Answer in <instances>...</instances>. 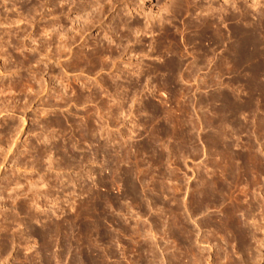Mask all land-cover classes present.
I'll return each instance as SVG.
<instances>
[{
    "label": "rangeland",
    "instance_id": "rangeland-1",
    "mask_svg": "<svg viewBox=\"0 0 264 264\" xmlns=\"http://www.w3.org/2000/svg\"><path fill=\"white\" fill-rule=\"evenodd\" d=\"M179 260L264 264V0H0V264Z\"/></svg>",
    "mask_w": 264,
    "mask_h": 264
},
{
    "label": "bare ground",
    "instance_id": "bare-ground-1",
    "mask_svg": "<svg viewBox=\"0 0 264 264\" xmlns=\"http://www.w3.org/2000/svg\"><path fill=\"white\" fill-rule=\"evenodd\" d=\"M171 4V3H170ZM167 5H168V3H167ZM226 5V4H225ZM149 8V7H148ZM225 8V7H224ZM223 8V9H224ZM160 9V8H159ZM159 14V13H158ZM160 17V16H159ZM244 34V33H243ZM64 36V35H63ZM48 38V37H47ZM62 39V38H61ZM61 43V42H60ZM63 43V42H62ZM59 44V43H58ZM45 47V46H44ZM56 47H58V45L56 46ZM69 49V48H68ZM243 51V50H242ZM84 55V54H83ZM255 105V104H254ZM252 107V106H251ZM233 119V118H232ZM232 119H231V121H232ZM235 121V120H234ZM235 123V122H234ZM231 171V170H230ZM239 171V170H238ZM243 172V171H242ZM239 173V172H238ZM237 172H236V170H234V172H233V174H232V178H231V183H232V186H233V188H235V184H236V182H237ZM262 174V173H261ZM260 174V175H261ZM254 176V175H253ZM258 179V178H257ZM245 180V179H244ZM35 185V184H34ZM30 187V186H29ZM33 187V186H32ZM37 192V191H36ZM231 192H232V190H231ZM234 192V191H233ZM232 192V193H233ZM235 193V192H234ZM232 194L233 196V200L231 199V203H232V205H231V224H230V226H231V229L233 230V231H236V230H238L239 229V226H238V220H237V211H238V209H239V204H238V202L236 201V197H237V195H236V197H235V194ZM238 198V197H237ZM237 200H239V199H237ZM242 200V199H241ZM248 207V206H247ZM252 209V208H251ZM241 210V209H240ZM250 210V209H249ZM239 212V211H238ZM243 215H244V213H243ZM225 221V220H224ZM167 225V224H166ZM242 227V226H241ZM242 232H245L246 230L245 229H240ZM222 232V231H221ZM238 233V232H237ZM239 233H241V232H239ZM238 233V234H239ZM246 233V232H245ZM237 234V235H238ZM244 233H242V235H243ZM230 235H231V232H230ZM241 235V236H242ZM244 236H245V234H244ZM179 237V236H178ZM246 237V236H245ZM245 237H244V239H245ZM251 238V237H250ZM180 240V239H179ZM174 241V240H173ZM244 243H245V241H243ZM238 246V245H237ZM190 255V254H189ZM190 257V256H189ZM256 257V256H255ZM189 259V258H188ZM192 259V258H191ZM198 259V258H197ZM195 260V259H194ZM170 262V261H169ZM178 262V261H177ZM179 264H181V260H179ZM176 263V262H175ZM176 264H178V263H176Z\"/></svg>",
    "mask_w": 264,
    "mask_h": 264
}]
</instances>
